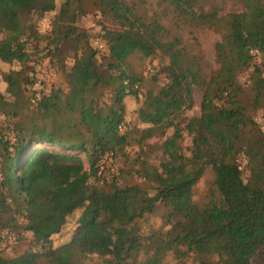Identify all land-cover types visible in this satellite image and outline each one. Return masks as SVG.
<instances>
[{
    "label": "trees",
    "instance_id": "1",
    "mask_svg": "<svg viewBox=\"0 0 264 264\" xmlns=\"http://www.w3.org/2000/svg\"><path fill=\"white\" fill-rule=\"evenodd\" d=\"M82 2L65 0L57 11V0H0V60L23 66L3 73L8 95L0 91V240L5 230L24 229L39 246L12 257L0 252V264H81L90 254L111 256L109 264H164L169 253L198 264H264V129L251 115L264 107V60L256 61L258 55L264 59V0H243L241 11L225 15L224 6L205 0H95L117 24L103 29L109 53L101 58L78 25L87 12ZM55 11L49 33L34 28L33 15ZM192 28L222 33L214 43L218 68L209 71ZM31 38L33 48L27 45ZM44 40L65 86L33 103L30 62ZM131 54H162L166 84L140 98L144 79L128 69ZM248 70L247 104L240 77ZM197 91L203 114L241 117V130L232 136L202 133L200 119L185 115ZM128 94L141 101L137 116L150 125L122 132ZM170 128L158 164L138 156L121 170L145 178L153 193L121 184L118 174L101 180L99 163L108 151L124 153ZM185 131L192 136L188 148ZM41 143L62 150L36 147ZM208 166L215 171L213 193L198 203L194 187ZM159 203L168 207L169 228L149 236V253L137 222ZM78 209L72 239L54 246L52 236Z\"/></svg>",
    "mask_w": 264,
    "mask_h": 264
},
{
    "label": "rangeland",
    "instance_id": "2",
    "mask_svg": "<svg viewBox=\"0 0 264 264\" xmlns=\"http://www.w3.org/2000/svg\"><path fill=\"white\" fill-rule=\"evenodd\" d=\"M65 0H57L58 8L63 4ZM95 0H83V5L86 8L87 12L81 16L78 20V25L81 30L87 32L89 34V42L90 44L99 51L100 58L105 54L109 53L108 44L103 39V29L107 28H115L117 24L107 15L102 14L97 6L94 4ZM205 2L210 5H221L224 6V11L221 15H225L232 12H239L243 9V0H205ZM48 12L43 15H33L32 22L34 24V28L37 29L41 34L49 33L52 29V22L55 18L56 12ZM64 25L63 30L66 28ZM192 36L197 37L199 42V47L203 51L204 55L208 58L209 71L211 67L213 69L218 68V63L216 61V54L214 51V43L222 38V33L213 28H192ZM36 41L31 38L27 41V45L34 47ZM47 42L41 41L39 42V52L32 56V61L30 64L35 66V75L36 80L33 84L29 86L28 94L31 96V101L36 103L38 99L43 97L46 94H50L53 88H57L60 84L65 86L64 80L65 75L63 72L57 69L56 63L51 61L50 57L47 56L48 49ZM71 52H69V55ZM263 57L258 55L256 58L257 62L263 61ZM166 63V58L163 57L162 54H158L156 56H152L149 58H143L140 54H131L128 57L129 70L139 76H142L144 79V83L142 88L139 89V96L142 98V95L150 88L159 89L163 87L167 79L164 73H161L159 69L162 64ZM67 64L70 66L72 64V58L67 57ZM264 66V65H263ZM23 66L19 62L7 63L0 60V91L4 94L8 95L7 92V82L3 79V73L8 72L10 70H21ZM156 74V79H153V75ZM250 70L243 73L240 77V82L246 88L245 94L243 97L246 99V103H249L250 97L252 96V92L249 89L250 81H249ZM138 88V86H136ZM169 90V88H166ZM112 94V93H111ZM196 102L192 109L186 111L185 115L187 117H197L201 121V132L202 133H213L222 136H232L236 134L239 130H241L244 119L241 117H237L234 119L222 120L220 117L208 112L203 114L201 111V102H202V91H197L195 94ZM116 98V97H115ZM124 102L126 104L127 109V119L126 122L122 125L121 131L133 129L135 127L144 128L149 126L148 123H143L139 120L137 116V110L141 104V101L137 100V97L133 94H128L124 96ZM251 115L254 120L264 129V107L251 111ZM2 119V117H1ZM174 132L173 128H170L165 136H154L146 140L143 145L133 144L126 147L124 153L118 152L114 155L113 161L106 160L105 156L101 159L99 165H104L105 168H109L112 166L115 168V173L109 174L107 172L106 178H102L101 180H110L114 175L118 174V179L121 184L126 183H135L140 184L142 187L149 189L151 193L154 190L151 188V184L145 180V178L141 176H136L133 174H122L121 170L126 166L130 160L138 156H147L150 159V162L154 164H158L162 157V150L159 148V145L164 141V139L172 135ZM182 144L185 148H188L192 145V136L185 131L184 138L182 140ZM36 147H50L57 150H62L61 148L51 145L49 143H41L36 145ZM188 152V151H187ZM147 153V155H146ZM85 161L86 166L88 167V161L85 154L80 153ZM243 161H246L243 155L240 157ZM246 164V162H245ZM245 176H248V173H245ZM214 179H215V171L211 167H206L205 173L202 178L197 182L194 187V200L198 203H204L209 200V197L213 193L214 189ZM82 210L78 209L73 212L68 217V221L61 230V232L52 236V243L54 246L62 245L68 241H70L74 235V232L78 226V219ZM167 214L168 207L159 203L156 209L144 216L143 218L138 219L137 225L140 227L141 233L146 238V243H148V248L151 249V245H149V236L152 235L155 231H164L169 228V224H167ZM38 250L39 246L35 244L33 240L32 233L26 231L24 229L9 231L5 230L2 236V240H0V252L5 257L15 256L17 253L25 250ZM153 249L148 251L152 252ZM145 254L140 255V259L145 258ZM111 256H100L98 254H90L86 256L81 264H109V258ZM164 264H198V262L194 261L192 258H188L185 260H181L176 258L175 255L169 253L165 260Z\"/></svg>",
    "mask_w": 264,
    "mask_h": 264
},
{
    "label": "built area",
    "instance_id": "3",
    "mask_svg": "<svg viewBox=\"0 0 264 264\" xmlns=\"http://www.w3.org/2000/svg\"><path fill=\"white\" fill-rule=\"evenodd\" d=\"M46 95H49V94H46ZM113 158H114V152L113 151H108L106 154H105V159L106 160H111L113 161ZM242 162V165H241V168L245 165V162L246 161H243L242 159L240 160ZM107 172H108V175L109 174H112V173H115V168L112 166L109 167V168H105L104 165H99V174L101 175V177L104 179L107 176Z\"/></svg>",
    "mask_w": 264,
    "mask_h": 264
}]
</instances>
